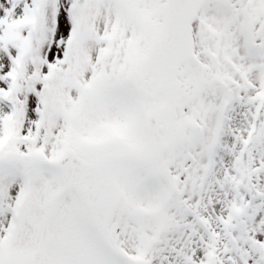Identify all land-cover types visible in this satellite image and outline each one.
<instances>
[{
	"label": "snow or ice",
	"instance_id": "6c2138e0",
	"mask_svg": "<svg viewBox=\"0 0 264 264\" xmlns=\"http://www.w3.org/2000/svg\"><path fill=\"white\" fill-rule=\"evenodd\" d=\"M0 264H264V0H0Z\"/></svg>",
	"mask_w": 264,
	"mask_h": 264
}]
</instances>
